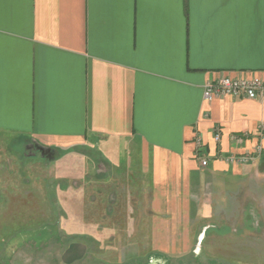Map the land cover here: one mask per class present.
<instances>
[{
	"label": "crops",
	"instance_id": "1",
	"mask_svg": "<svg viewBox=\"0 0 264 264\" xmlns=\"http://www.w3.org/2000/svg\"><path fill=\"white\" fill-rule=\"evenodd\" d=\"M225 76L264 79V0H0L1 146L51 167L41 199L70 236L149 231L135 264L202 247L264 174V98L205 101Z\"/></svg>",
	"mask_w": 264,
	"mask_h": 264
},
{
	"label": "rangeland",
	"instance_id": "2",
	"mask_svg": "<svg viewBox=\"0 0 264 264\" xmlns=\"http://www.w3.org/2000/svg\"><path fill=\"white\" fill-rule=\"evenodd\" d=\"M19 149L17 144L8 149L0 144V264H135L139 259L140 262L147 260L151 252L149 231L132 234L136 238L121 231H96L88 234L91 238L81 239L80 235L70 236L64 231L61 228L63 216H52L41 199L44 194L41 178L53 179L51 167L38 163L24 167ZM23 152L28 157L36 154ZM50 154L45 158L51 159ZM247 185L243 189L247 193L245 199L232 200L236 208L227 212L221 210L222 215L215 216V225H211L202 247H191L187 252L174 255L167 264H264V174ZM142 202L144 207L147 201ZM104 204L103 201L98 203L96 213L104 211ZM246 204L248 228L241 224ZM118 217H105L103 226L120 227L123 221L120 217L118 221ZM141 221L144 224L147 218L141 216ZM235 221L239 223L236 228L228 225H234ZM80 240L86 255L81 260L68 262V247ZM127 244H136L138 248ZM130 250L138 255L124 262L126 251ZM153 262L166 264L159 258Z\"/></svg>",
	"mask_w": 264,
	"mask_h": 264
},
{
	"label": "built area",
	"instance_id": "3",
	"mask_svg": "<svg viewBox=\"0 0 264 264\" xmlns=\"http://www.w3.org/2000/svg\"><path fill=\"white\" fill-rule=\"evenodd\" d=\"M219 96H231L234 98H246L251 100H258L264 98V79L254 77L253 79H234L225 76L215 82L206 85L204 89L205 101L211 102ZM220 134L217 132L216 140L219 141ZM231 163L245 162L247 159H238L231 157L228 159ZM201 165L206 167L208 160L203 159Z\"/></svg>",
	"mask_w": 264,
	"mask_h": 264
}]
</instances>
